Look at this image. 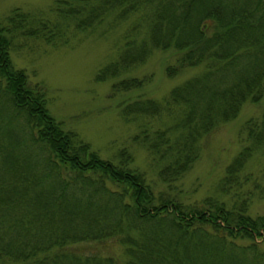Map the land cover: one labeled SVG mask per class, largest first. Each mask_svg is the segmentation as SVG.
Here are the masks:
<instances>
[{
	"label": "trees",
	"instance_id": "trees-1",
	"mask_svg": "<svg viewBox=\"0 0 264 264\" xmlns=\"http://www.w3.org/2000/svg\"><path fill=\"white\" fill-rule=\"evenodd\" d=\"M51 8L80 29L127 22L118 61L98 75L141 62L151 47L177 51L176 64L165 67L169 75L199 68L163 100L139 94L118 104L136 121L133 140L159 165L166 189L154 191L126 149L103 158L50 114L44 87L13 66L9 48L13 32L48 40L61 29L12 9L7 25L0 22V264H264L256 240L264 236V213L246 212L250 195L228 206L213 194L186 203L165 191L192 165L202 138L244 101L262 105L245 121L249 142L215 188L241 187L255 153L264 176V0H54ZM145 79L124 77L111 87L128 90ZM147 115L162 123L152 127ZM91 242L114 249L117 243L119 254Z\"/></svg>",
	"mask_w": 264,
	"mask_h": 264
},
{
	"label": "rangeland",
	"instance_id": "rangeland-1",
	"mask_svg": "<svg viewBox=\"0 0 264 264\" xmlns=\"http://www.w3.org/2000/svg\"><path fill=\"white\" fill-rule=\"evenodd\" d=\"M53 3L54 0H0V22L5 25L9 13L17 8L28 16V20L32 18L35 22L46 23L49 19L57 25L59 32L61 29L60 36L48 40L13 32L9 48L11 63L22 68L31 83L42 84L46 107L64 128L76 131L103 158H114L119 149H126L132 157L131 165L145 174L153 190L166 189V182L162 183L157 175L159 165L150 162L151 154L144 144L133 140V134L137 132L136 121L131 119L132 114L123 116L118 112V104L139 94L163 100L173 85L194 75L199 66L180 67L169 75L165 67L176 64L177 51L170 47H151L141 62L120 68L115 75H98L103 66L118 61L127 22L108 30L102 23L80 29L68 13L60 12L64 17L56 13L51 8ZM133 75L146 77L142 86L128 90L111 87V83ZM261 105L262 101H244L234 117L218 123L202 138V147L192 165L171 181L173 189L165 191L176 193L186 203L213 194L226 201L228 206L250 195L246 212L251 216L264 213V176L259 173L262 157L258 153L247 160L246 169L251 170L252 175L241 187L232 184L228 191L215 188L225 165L241 145L249 142L245 121L257 117ZM147 116L152 127L162 123L152 115ZM256 240L264 250V236ZM237 241L246 243L248 239L238 237ZM86 245L101 252L110 251V248L115 254L120 251L117 243H114L115 249L93 242Z\"/></svg>",
	"mask_w": 264,
	"mask_h": 264
}]
</instances>
